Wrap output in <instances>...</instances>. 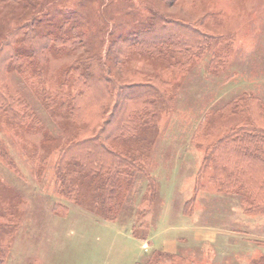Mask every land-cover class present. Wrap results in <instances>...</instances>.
<instances>
[{"label":"rangeland","instance_id":"374dc122","mask_svg":"<svg viewBox=\"0 0 264 264\" xmlns=\"http://www.w3.org/2000/svg\"><path fill=\"white\" fill-rule=\"evenodd\" d=\"M39 1L36 10L25 9L22 2L0 8V41L31 17L40 35L57 39L79 32L75 36L83 43L73 51L58 56L49 50L44 85L50 90L81 53L109 56L107 63L120 71L126 61L116 63L111 50L119 33L146 22L155 5L166 8L160 0ZM165 10L190 17L209 13L205 20L212 21L209 31L233 34L232 53L224 69L212 72L209 66L219 47L211 42L195 56L191 68L173 66L162 74L177 88L171 89L175 95L171 109L151 133L146 164L154 181L138 174L118 219L105 218L106 206L100 210L96 204L94 186L67 187L73 181L65 180L57 166L59 142H44L39 126L31 129L3 121L0 139L9 155L0 156V243L9 248L4 264H146L158 249H172L183 257V264H251L264 255V215L246 213L238 195L210 190L209 173L201 178L205 189L195 192L204 150L193 141L207 117L212 120L209 141L225 134L232 120L214 122L215 112L240 94L250 92L264 101V0H176ZM162 60L141 57L128 64L163 72L168 66ZM6 84L47 117L50 135L62 134L68 122L48 118L42 94L18 68L7 72ZM35 154L34 160L47 156L42 171L32 162ZM193 223L196 228L190 235L187 228ZM203 230L206 235L201 236Z\"/></svg>","mask_w":264,"mask_h":264},{"label":"trees","instance_id":"16d2710c","mask_svg":"<svg viewBox=\"0 0 264 264\" xmlns=\"http://www.w3.org/2000/svg\"><path fill=\"white\" fill-rule=\"evenodd\" d=\"M18 2L25 9L36 10L40 1L0 0V8ZM174 2L160 0L165 9ZM165 9L155 5L146 22L119 33L120 38L114 40L111 50L116 63L126 61L120 71H113L107 63L109 56L81 53L63 69L54 90L44 85L48 56L50 52L59 56L73 51L83 43L75 36H80L79 32L73 30L72 36L57 39L40 35L31 17L14 26L0 41V125L6 121L31 129L39 126L44 142H59L57 166L64 172L65 180L73 181L67 187L81 190L87 185L90 189L94 186L99 197L96 204L101 206L100 210L106 206V213L102 214L105 218L118 219L138 174L142 173L151 183L154 181L146 164L153 144L151 133L171 109L175 100L171 89L177 88L162 74L173 66L191 68L195 56L211 42L219 47L209 66L212 72L232 53L233 34L209 31L213 28L212 21L205 23L209 13L190 17ZM141 57L165 59L162 61L168 67L163 72H149L128 64ZM13 68H18L33 90L42 94L41 105L48 118L68 122L62 134L50 135L45 128L49 127L47 117L6 84L7 72ZM222 68L225 66L219 70ZM215 115L214 122L229 119L232 125L216 141H209L207 129L212 120L207 117L193 134L195 146L204 150L195 192L205 189L201 178L209 173L210 190L238 195L246 213L264 215V101L245 92ZM47 151L50 153L52 147ZM7 155L0 139V156ZM35 156L32 162L42 171L47 166V156L40 155L34 160ZM193 201L194 198L189 200L190 204ZM187 209L188 205L185 212ZM8 249L0 243V264L5 263ZM158 250L146 264H183L179 254ZM251 264H264V255L253 259Z\"/></svg>","mask_w":264,"mask_h":264},{"label":"crops","instance_id":"0c3cea01","mask_svg":"<svg viewBox=\"0 0 264 264\" xmlns=\"http://www.w3.org/2000/svg\"><path fill=\"white\" fill-rule=\"evenodd\" d=\"M185 213V212H184ZM183 214V213H182ZM196 226V223H193V224H188V233L190 234V235H193V232L195 231L194 229L196 228L195 227ZM203 232L205 233V235H206V231L205 230H203L202 232H201V236H204V234H203ZM197 238V240L198 241H205V239H203L202 237H196ZM165 239V238H164ZM164 239L162 240V241H164ZM192 240H193V237H192ZM194 241V240H193ZM164 248H166L165 246H164ZM179 249V247H176V249ZM167 249V248H166ZM167 250H170L171 252L173 251L172 249H167ZM231 258H232V256H231ZM214 260H215V258H214Z\"/></svg>","mask_w":264,"mask_h":264}]
</instances>
